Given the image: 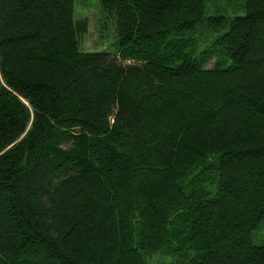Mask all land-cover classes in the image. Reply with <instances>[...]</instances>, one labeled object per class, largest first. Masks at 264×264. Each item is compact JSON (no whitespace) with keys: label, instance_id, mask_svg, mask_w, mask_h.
Returning a JSON list of instances; mask_svg holds the SVG:
<instances>
[{"label":"trees","instance_id":"trees-1","mask_svg":"<svg viewBox=\"0 0 264 264\" xmlns=\"http://www.w3.org/2000/svg\"><path fill=\"white\" fill-rule=\"evenodd\" d=\"M207 1L99 0L111 53L76 0H0V264H264V0Z\"/></svg>","mask_w":264,"mask_h":264},{"label":"rangeland","instance_id":"rangeland-1","mask_svg":"<svg viewBox=\"0 0 264 264\" xmlns=\"http://www.w3.org/2000/svg\"><path fill=\"white\" fill-rule=\"evenodd\" d=\"M245 12L244 0H208L207 13L210 16H223L229 19L243 15ZM75 19L76 21L87 20L88 31L86 34L79 36L80 49L83 52H103L108 51L115 53L117 51V35L115 22L112 18L106 17L101 11L99 0H76L75 2ZM218 33L212 30L201 29L197 34V50H207ZM220 58L218 54L213 55L206 64L211 69L216 60ZM253 242L256 245L264 244V221L260 224L259 229L253 234ZM155 264H169L173 258L165 252L154 254L148 259Z\"/></svg>","mask_w":264,"mask_h":264}]
</instances>
